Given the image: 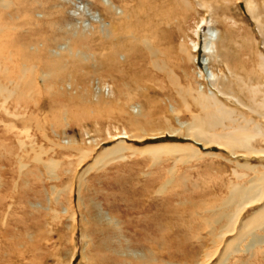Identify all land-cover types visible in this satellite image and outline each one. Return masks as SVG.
Here are the masks:
<instances>
[{"label":"rangeland","instance_id":"obj_1","mask_svg":"<svg viewBox=\"0 0 264 264\" xmlns=\"http://www.w3.org/2000/svg\"><path fill=\"white\" fill-rule=\"evenodd\" d=\"M37 1L34 24L15 0L0 2V19L11 26L0 41L3 57L19 62L21 48L49 27L71 38L103 22L98 0ZM164 2L175 8L186 0ZM224 6L219 0L187 15L179 43L192 61L177 59L174 72L155 69L143 50L111 77L102 63L87 61L55 79L41 71L0 78L8 90L36 95L18 104L0 93V264H264V140L234 150L194 139L187 129L197 110L168 96L167 76L186 84L192 75L200 91L220 98L207 37L228 30L263 50L246 0ZM123 101L134 124L122 115ZM160 146L171 150L149 151Z\"/></svg>","mask_w":264,"mask_h":264},{"label":"bare ground","instance_id":"obj_2","mask_svg":"<svg viewBox=\"0 0 264 264\" xmlns=\"http://www.w3.org/2000/svg\"><path fill=\"white\" fill-rule=\"evenodd\" d=\"M164 1L166 0H113V5H106L98 0L96 2L102 10L103 22H98L96 27L88 30H86L87 26H83L81 31L72 34L71 38H67L66 33H61L63 31L60 26L56 31L49 27L48 33L39 40L35 39L23 44L19 62L14 60L12 53L3 57L0 46V78L10 82L12 73L20 79V74H31L34 77L41 71L42 74L55 79L59 75L77 73L87 61H94L95 64L99 61L103 64L101 68L98 62L100 69L106 68L104 72L111 77L117 71L121 73L123 69L125 71L135 65L136 60L143 55L141 53L143 50L148 53L155 69L166 71L171 68L174 72L177 67L174 63L177 59L186 64H191L192 61L187 44L184 41L179 43V38L184 35L183 25L186 23L187 15L196 6L205 9L214 8L219 0H186L175 4L178 5L175 8L172 7L173 2H170L172 3L170 6ZM220 1L223 8L224 4L231 2V0ZM258 1L264 2V0H246V5L248 12L258 23L263 50L257 47V43L251 42V47L250 44L247 46L246 42L236 41L233 33L228 30L215 40L207 37L208 31L205 34L207 37L205 45H212L215 49V53L210 56L212 64L221 73L212 82L221 99L215 94L214 96L200 91L195 86L192 75H186L184 79L186 84H182L181 77L177 79L171 75L167 76L171 84L168 85L169 98L182 103L184 108L194 107L197 110V114L191 116L192 122L187 129L192 131L189 135L194 139L205 142L219 141L221 146L230 149L232 147L234 150L236 148L233 147L244 145L256 136L264 140V123L259 122L264 121V25L260 23L261 16L264 17V6L261 3L258 5L259 9L252 6ZM15 3L16 10L24 17L26 15L21 10L26 11L28 22L34 24L30 12L34 14L33 8L39 6V1L15 0ZM60 17H56L57 23H60ZM49 25L51 26V23ZM10 30V23L0 19V41L4 37H9ZM63 40L69 41L68 47L56 45ZM123 85L124 83L120 81L115 82V89L121 93ZM0 93L6 94V98L16 97L18 104L27 103L32 99L35 101L32 97L36 96L34 89H27L26 93L17 92L8 90L1 84ZM165 94L167 93L164 89L162 93L159 91L160 96ZM125 100L127 102L129 98ZM120 103L118 105L122 108V115L125 114L127 118L125 120L127 124L137 122L128 116L125 102ZM163 147L166 150L170 149L167 148L168 146H160L149 151L161 150L164 149ZM246 194L247 191L243 190L233 199L240 202L244 200Z\"/></svg>","mask_w":264,"mask_h":264}]
</instances>
